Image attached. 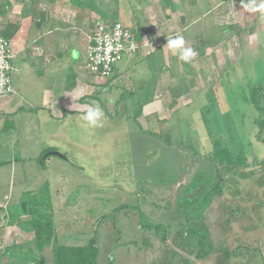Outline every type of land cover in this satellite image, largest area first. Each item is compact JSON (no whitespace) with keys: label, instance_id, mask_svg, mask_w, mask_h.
<instances>
[{"label":"rangeland","instance_id":"374dc122","mask_svg":"<svg viewBox=\"0 0 264 264\" xmlns=\"http://www.w3.org/2000/svg\"><path fill=\"white\" fill-rule=\"evenodd\" d=\"M86 1L83 4L95 10V16L120 22L132 33L139 29L153 33L150 28H160L165 16L171 18L165 19L169 28L187 23L185 38L194 40L205 53L203 70L209 78L202 81L204 90L194 95L189 82L182 83L192 102L185 105L187 99L182 98L177 107L147 121H134L138 105L130 93L117 88L122 78H113L106 92L96 86L88 98L89 106L98 105L104 112L95 127L84 121L80 111L69 112L60 120L31 104L30 83L22 86L21 96H13L9 106L0 97V163H4L0 167V254L7 249L3 261L15 264L26 255L38 260L22 210L28 211L29 201L39 198L43 190L41 196L49 192L55 228V243L43 251L46 264L53 261V245H85L94 231L98 264H170L174 260L177 264H218L220 252L234 250L239 243L245 247L241 252L247 250L248 254L232 258L229 264H264V172L241 181L239 197L225 193L210 201L201 222L212 246L208 256L199 258L197 250L184 251L175 241L183 221L175 213V201L188 188L196 195L203 185L197 189L194 185L214 178L212 164L203 158L214 143L232 154L242 153L249 163L264 161L256 123L258 117H264L247 101L252 86L264 85L261 13L248 12L243 7L247 0ZM0 6L3 11L5 0H0ZM2 27L0 23V30ZM78 35L71 31L57 42L75 43ZM146 37L149 41L160 38L157 34ZM150 58L127 74L134 82L135 98L141 100L160 74L147 67L163 59L161 52ZM12 61L15 65L14 57ZM37 61L41 63V59ZM65 61L60 59V67L68 70ZM150 67L160 69L161 65ZM76 68L79 74L88 73L84 54ZM52 70L45 69L42 77L54 76ZM41 83L44 87L50 79ZM179 93L173 90V97ZM161 119L164 121L158 123ZM149 132L168 133L172 144L168 146ZM49 148L65 158L49 155L42 167L38 159ZM230 213L237 220L231 219L225 227L223 222ZM147 222L172 224L165 242L149 227H142ZM36 260L24 263L39 264Z\"/></svg>","mask_w":264,"mask_h":264},{"label":"crops","instance_id":"0c3cea01","mask_svg":"<svg viewBox=\"0 0 264 264\" xmlns=\"http://www.w3.org/2000/svg\"><path fill=\"white\" fill-rule=\"evenodd\" d=\"M19 1L5 0L4 13L0 14V23L3 24L0 37H7L11 41L12 52L16 59L15 65L13 63L12 82L15 93L5 96V100H3L8 106L12 104L13 96H21L22 86L30 83L27 94L29 92L32 98L31 104L35 103L43 110H48L54 119L65 120L67 113L78 111L83 117L89 107L88 98H92L94 89L97 90L95 87L100 86L106 92L107 88L111 87L113 78L120 77L122 78L121 86L119 85L117 88L130 93L134 98L135 106L142 104L137 120L141 118L147 121L153 120L163 111L166 112L168 108L171 110L173 106L177 107L182 98L187 99L184 102L185 105L192 102L191 95L189 96L186 91L187 87H184L182 83L189 82V90L193 95L204 90L202 81L209 78V74L206 76L203 70V68L206 69L205 53H201L194 40L189 42V39L185 38L187 23L181 24L179 28H169L171 24H166L165 19L169 21L171 18L163 17L162 25L159 24L160 28H150L153 32L150 34L160 36L155 41H149L146 37V35H150L147 29L145 32L139 29L137 31L140 38L138 53L125 57L117 66L114 74L103 81L90 73L79 74L78 68H76L77 62L83 59V54L85 56L88 44L87 36L90 34L93 22L98 19L102 20L95 16V10L83 4L87 2L86 0H80L78 3L72 0ZM71 31L79 33L75 43L57 42L59 36L66 35ZM162 31L165 32L162 33ZM133 34L135 35V33ZM177 36H182L185 40L184 46L192 48L197 53L190 62L182 61L178 53L174 54L168 49V40ZM223 41H225L224 38ZM223 41H221L222 44ZM158 51L161 52L163 59H157V64L151 63L147 67L148 70L160 72L158 78L150 82V95L149 93L144 95L142 100L137 96L135 98V85L127 74L135 66L149 61L150 57L156 55ZM62 57L66 59L65 64L68 65V70L65 68L63 70L60 67ZM37 59H41V63ZM152 65H161V67L152 69L150 67ZM41 67L44 69L40 71ZM45 69H53L52 74L55 75L42 77ZM48 79H50V83L44 84L46 86L43 87L41 80ZM173 90L181 93L174 98ZM162 121L164 119L159 120L158 123Z\"/></svg>","mask_w":264,"mask_h":264},{"label":"trees","instance_id":"16d2710c","mask_svg":"<svg viewBox=\"0 0 264 264\" xmlns=\"http://www.w3.org/2000/svg\"><path fill=\"white\" fill-rule=\"evenodd\" d=\"M74 2H79L80 0H72ZM5 9H1L0 14H3ZM135 38L137 42H140L139 35L135 33ZM7 39V37H6ZM247 101L249 100L252 107L257 113L264 117V85L263 86H252L249 90ZM142 109V104H138L137 110H135L134 121L137 120V116L140 115ZM256 123L259 127V134L262 136L264 134V118L260 120L258 117ZM150 135L153 133L149 132ZM155 137L158 135L154 134ZM260 135L257 136L258 140L264 144V138ZM164 143L168 146L171 145V141L168 139L169 134H160ZM213 149L207 153L204 159H207L212 164V173L214 178L210 182L206 183L203 181L198 182V185H194L193 188L197 189L202 186L199 193L195 195L194 189L189 188L181 192L179 199L175 201V213L178 218H182V222L178 230L175 233V241L178 247H181L184 251L194 253L196 251V256L203 258L209 255L212 250V246L208 241L207 229L201 224L203 218V212L206 210L210 201L215 197H221L225 193L231 195L232 198L239 197V183L241 181H246L250 177H254L259 172H264V161H257L253 159L251 163L242 153L232 154L228 149L214 143L212 145ZM49 152H54V149L49 148L45 150L38 161L44 167V162L49 158ZM45 156V157H44ZM4 166V163H0V167ZM202 183V184H201ZM48 187V184L45 185ZM190 191V192H189ZM43 190H41L39 198L32 199L28 204V211L23 208V214L26 216V222L28 226L27 233L32 235V242L34 243L37 252L39 253V258L36 260L33 256L26 255L25 257L18 260L15 264H26L24 261L32 260L38 261L39 264H46V258L43 255L45 248L50 247L51 244L55 243V228L52 221V209L48 203L49 192L46 191L44 196H41ZM190 193V196H189ZM195 195V196H193ZM189 196V198H188ZM237 220V215L230 213L227 218H225L223 224L225 227L229 225V221ZM18 223L21 221L18 218ZM146 225V226H145ZM142 227H149L155 236L159 237L162 242L168 237L169 227L172 224L157 223L151 224L146 223ZM13 226V224H12ZM252 228V227H251ZM248 228V229H251ZM227 229V228H226ZM244 245L239 243L234 250L223 249L218 257V264H229L232 258H240L247 256V250L241 252ZM245 248V247H244ZM247 249V248H246ZM53 261L51 264H98L99 248L97 246V239L95 231L90 237L87 244L79 245H53L52 247ZM5 253L0 254V264H11L12 262L3 261ZM173 261V257L171 258ZM171 262L170 264H177V262ZM183 264H187L184 262Z\"/></svg>","mask_w":264,"mask_h":264},{"label":"built area","instance_id":"2783aa9c","mask_svg":"<svg viewBox=\"0 0 264 264\" xmlns=\"http://www.w3.org/2000/svg\"><path fill=\"white\" fill-rule=\"evenodd\" d=\"M87 42L86 68L88 73L100 79L110 78L125 57L134 56L140 49L129 28L110 20H95ZM13 57L11 41L0 37V78L7 80L0 89V97L15 93L12 83Z\"/></svg>","mask_w":264,"mask_h":264},{"label":"clouds","instance_id":"9594fccd","mask_svg":"<svg viewBox=\"0 0 264 264\" xmlns=\"http://www.w3.org/2000/svg\"><path fill=\"white\" fill-rule=\"evenodd\" d=\"M243 7L248 12H260L261 19L264 20V0H261L259 4H257L256 0H247V2H243ZM185 40L182 36H177L176 38L170 39L167 42V47L174 54L179 55V58L184 62H190L192 58H194L197 53L192 49L185 47ZM7 83V80L4 78H0V89H3V85ZM104 116L103 110L98 106H89L87 112L84 114V121L87 122L89 126H98L101 118Z\"/></svg>","mask_w":264,"mask_h":264},{"label":"water","instance_id":"95a60500","mask_svg":"<svg viewBox=\"0 0 264 264\" xmlns=\"http://www.w3.org/2000/svg\"><path fill=\"white\" fill-rule=\"evenodd\" d=\"M49 155H54V156H57V157H59L61 159H64L65 158L62 154L57 153V152H51V153H49Z\"/></svg>","mask_w":264,"mask_h":264},{"label":"flooded vegetation","instance_id":"af4514ba","mask_svg":"<svg viewBox=\"0 0 264 264\" xmlns=\"http://www.w3.org/2000/svg\"><path fill=\"white\" fill-rule=\"evenodd\" d=\"M189 195H190V193H189Z\"/></svg>","mask_w":264,"mask_h":264}]
</instances>
